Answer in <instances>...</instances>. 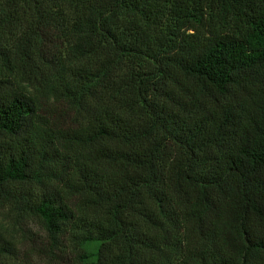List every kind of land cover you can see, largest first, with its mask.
<instances>
[{
  "label": "trees",
  "instance_id": "obj_1",
  "mask_svg": "<svg viewBox=\"0 0 264 264\" xmlns=\"http://www.w3.org/2000/svg\"><path fill=\"white\" fill-rule=\"evenodd\" d=\"M61 245L264 264V0H0V264Z\"/></svg>",
  "mask_w": 264,
  "mask_h": 264
},
{
  "label": "rangeland",
  "instance_id": "obj_2",
  "mask_svg": "<svg viewBox=\"0 0 264 264\" xmlns=\"http://www.w3.org/2000/svg\"><path fill=\"white\" fill-rule=\"evenodd\" d=\"M3 223L7 224V227L9 228V231L12 232V234L16 238H22L26 242H36L39 246L42 245L43 241L45 242V234L42 230L39 222L34 219L31 221H15L13 217L8 218L7 220H2ZM68 236L65 234L63 237L60 238L61 244H66ZM57 255L54 256L53 259H49L44 257L43 264H70V261H72V257L74 255L73 249L71 248V251L66 249L63 245H61V250H58Z\"/></svg>",
  "mask_w": 264,
  "mask_h": 264
}]
</instances>
